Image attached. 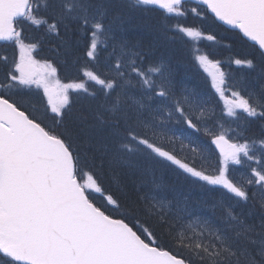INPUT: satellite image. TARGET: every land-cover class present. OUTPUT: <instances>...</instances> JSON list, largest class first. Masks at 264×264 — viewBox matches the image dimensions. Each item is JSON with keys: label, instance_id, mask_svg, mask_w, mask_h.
Instances as JSON below:
<instances>
[{"label": "snow or ice", "instance_id": "6c2138e0", "mask_svg": "<svg viewBox=\"0 0 264 264\" xmlns=\"http://www.w3.org/2000/svg\"><path fill=\"white\" fill-rule=\"evenodd\" d=\"M0 264H264V0H0Z\"/></svg>", "mask_w": 264, "mask_h": 264}, {"label": "trees", "instance_id": "16d2710c", "mask_svg": "<svg viewBox=\"0 0 264 264\" xmlns=\"http://www.w3.org/2000/svg\"><path fill=\"white\" fill-rule=\"evenodd\" d=\"M127 38L132 41L140 40L145 46L159 42L151 33L143 29L132 30L131 34H129ZM209 43L210 42L204 41L201 43V47L207 50ZM46 53L47 52L43 53V55H46ZM160 53H164L165 59L170 65V70L173 76H179V79H185L186 77L189 78L192 88L197 91L208 92L210 90V81L201 70H195V64L187 52L169 58L165 47L161 45L157 49V55ZM216 53L217 58L220 59H227L229 56V52L227 50H222L221 48H217ZM164 179L165 182L169 184L178 183L177 178L171 173L166 172L164 174ZM181 192L183 195H187L189 197L194 206L199 207L201 214L208 217L214 216L213 209L210 206H203V204H198L197 202L203 201L206 202L207 205H211L213 203L212 195L216 194L210 195L207 191H202L199 187H190L187 182H183ZM215 215H219V209L215 211Z\"/></svg>", "mask_w": 264, "mask_h": 264}, {"label": "rangeland", "instance_id": "374dc122", "mask_svg": "<svg viewBox=\"0 0 264 264\" xmlns=\"http://www.w3.org/2000/svg\"><path fill=\"white\" fill-rule=\"evenodd\" d=\"M175 77V76H174ZM172 77L173 78V81H174V83L176 84V87H177V89L179 90L180 88H184V87H186L185 86V81H184V79H176V78H178V77ZM187 88V87H186ZM237 167V171L234 173V175H239L240 174V172H242L243 171V169H239V167L238 166H236Z\"/></svg>", "mask_w": 264, "mask_h": 264}]
</instances>
